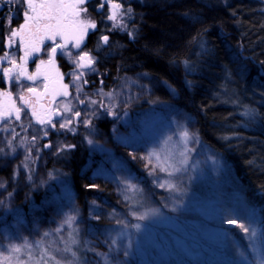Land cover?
Listing matches in <instances>:
<instances>
[{
	"label": "trees",
	"instance_id": "trees-1",
	"mask_svg": "<svg viewBox=\"0 0 264 264\" xmlns=\"http://www.w3.org/2000/svg\"><path fill=\"white\" fill-rule=\"evenodd\" d=\"M132 27L134 40L123 35L114 46L113 59L104 60L105 75L113 79V88L125 77H135L149 87L161 88L164 83L175 90L179 108L192 119L201 140L220 154L245 184L250 203L259 209L264 234V0H141L135 4ZM100 91L111 93L107 88ZM103 99L99 94L91 106ZM144 106L133 105L130 114ZM244 107L249 108L251 116L242 114ZM117 121L108 115L89 125H77L76 132L63 131L65 137L55 134L52 139L39 141L36 136L24 144H12L15 151L26 147L27 157L22 162L32 161L28 174L33 178L54 175L65 179L73 203L85 217L92 216L83 224L77 241L67 229L60 234L56 230L45 234L37 227L34 240L38 251L51 264L64 263L65 258L79 264H101L99 255L111 254L114 249L106 231L113 226L110 212L116 194L109 182L97 180L93 184L91 179L106 156L97 153L93 139L112 142L111 129ZM99 130L102 137L92 135ZM129 155L133 156L124 157L128 172L141 174L144 167L149 172V165L139 162L131 152ZM145 177L146 194L133 197V207L143 198L151 200L150 175ZM56 191L41 189L34 193L36 214L43 226L49 222V215L60 218L57 209L61 205L53 201ZM47 200L51 202L44 206ZM95 207L100 209L99 218L93 215ZM31 224L37 226L34 221ZM222 227L227 258L236 257L240 249L246 252L245 233L240 228ZM84 242L90 248L81 253L76 249ZM223 246L217 247L220 253ZM202 255L199 251L197 258L205 263ZM186 263L191 264L182 262Z\"/></svg>",
	"mask_w": 264,
	"mask_h": 264
},
{
	"label": "rangeland",
	"instance_id": "rangeland-1",
	"mask_svg": "<svg viewBox=\"0 0 264 264\" xmlns=\"http://www.w3.org/2000/svg\"><path fill=\"white\" fill-rule=\"evenodd\" d=\"M132 15L130 5L119 11L118 18L123 26L116 27V31L123 33L120 38L126 34L133 39ZM161 88L149 87L139 78L125 77L111 95L100 91L104 98L102 102L81 109L85 112L78 120L81 126L105 119L108 115L118 120L111 129L112 142L93 139L97 153L106 156L91 180L93 184L97 180L109 182L116 194L110 212L113 226L106 231L114 249L111 254L99 255L98 259L101 264H131L132 260H135L134 264H167L172 260V264H182L184 260L191 264H264V234L260 230L259 209L250 203L245 184L227 161L201 140L192 119L179 108L177 92L164 83H161ZM135 104L145 106L130 114V108ZM248 109L244 107L242 114L251 116ZM71 117L63 120L62 124L69 121L71 124ZM74 124V129L70 125L59 130L58 134L76 132ZM4 128L2 131L5 133L0 132V264H51L38 251L34 240L37 227L45 234L53 230L60 234L67 229L77 241L78 235L83 233V224L92 216L85 217L73 203V195L67 192L65 179L54 175L47 179L33 178L28 174L32 161L29 164L22 162L27 157L26 147L15 151L12 145L15 141L26 143L28 135L17 127ZM185 130L189 133L187 140L182 136ZM101 133L99 130L92 135L100 137ZM33 138L41 141L44 136L36 132ZM129 152L139 162L150 166L148 173L144 171L145 167L140 169L141 174L126 170L124 157L127 154L129 158L133 156ZM153 152L159 159L150 157ZM185 159L187 162L181 163ZM173 166L180 171L173 172ZM169 172L173 174L170 176ZM144 173L150 175L151 200L146 202L143 198L133 207L132 198L145 196L147 191ZM166 180L175 184L179 191L158 186ZM131 185H136L137 190H132ZM41 189L58 190L53 201L61 205L57 209L60 218L57 220L49 215L46 227L36 214L38 209L34 201V193ZM126 196L129 199H125ZM50 202L44 201L43 205ZM25 204L26 208L23 207ZM155 209L159 210L158 214H153ZM97 210L100 209L95 207L92 210L95 218L100 216ZM133 211L138 215L148 212V218L140 221L131 215ZM70 217L75 219L65 223ZM229 219H235L236 224L228 223ZM32 221L37 226L31 224ZM136 223L141 224V229L133 227ZM240 224L249 228L245 233L248 249L246 252L240 249L235 252L236 257L228 259L221 228L226 226L239 231ZM220 245H224L222 253L217 249ZM14 247H19L20 251L13 252ZM89 248L90 244L84 242L76 250L84 253ZM199 251L203 252L205 263L197 258ZM125 252L128 253L126 256ZM4 257L10 259L6 261ZM60 264L79 263L65 258V262Z\"/></svg>",
	"mask_w": 264,
	"mask_h": 264
},
{
	"label": "flooded vegetation",
	"instance_id": "flooded-vegetation-1",
	"mask_svg": "<svg viewBox=\"0 0 264 264\" xmlns=\"http://www.w3.org/2000/svg\"><path fill=\"white\" fill-rule=\"evenodd\" d=\"M140 1L87 0L86 4L82 5V7L87 8V13H82L81 19H90L97 24L95 30H89V34L85 38V43L82 45V50L89 52L95 60V63L91 66L92 69H95L94 71L90 70L88 67L76 69L75 65L71 63L66 56L62 57L60 55L59 49L54 58V63L40 65L41 60L46 62L49 60V56L46 54L48 46H54L52 41L45 39L41 45L42 50L29 56L26 63V70L29 75L37 72V65H40L41 74L35 81L26 79L21 80L19 83L22 84L23 87L18 88L15 82L9 83L7 77H3L2 75V70L12 65L0 59V103L6 102L3 93L10 92L16 106L22 108L19 120L13 117L0 122V132H2V134L5 133L2 131L4 127H17L22 133L24 131L29 139H34L33 135L35 137L36 132H40L44 136L42 140L46 141L47 139H52L55 134H58V131L62 129V121L66 118L72 116V122L71 124L68 123V126L72 125L74 122V125L77 126L78 120L85 114L81 109L83 107H91L92 99L97 100L100 93L99 90H105L106 88L111 92L114 90L113 79H108V75H105L106 68L104 60L106 58L113 59L114 46L117 42L121 41L120 35L123 33L116 31V27H113L114 22L108 19V16L111 15L112 12L111 5H121L119 11L130 5L134 13L135 4ZM101 4H103V7H101ZM23 10H27L26 4L23 5ZM23 23L24 17L20 0H0V58L7 53L9 58L15 59L17 64L24 63L21 60V57L24 55V48L20 42V38H14L15 43L11 47L8 45V37L11 31L13 29H18ZM103 36H108L109 39L107 44L103 42ZM128 39L134 40V36L133 39ZM60 42L62 41L58 36L55 43ZM98 44L100 45L99 48H97ZM65 51H72L73 58H75L77 52L80 50L73 49L72 43L70 42L68 49ZM81 72L83 75H81ZM75 76H80V79H74ZM45 85H47V88ZM64 85H67L66 89ZM28 87L35 88L36 93H27L26 90ZM77 89H79V92ZM65 91H67L68 95H63ZM20 93H24L31 99L37 113L41 118L45 119L46 122L44 124L38 123L36 117L31 115L32 109L23 105L18 99ZM81 101H83V103H81ZM65 105H67L71 111H65ZM76 113H79V115L77 116ZM49 119L51 123H48ZM52 124L55 125L54 128L51 126ZM71 127L73 128V125Z\"/></svg>",
	"mask_w": 264,
	"mask_h": 264
},
{
	"label": "snow or ice",
	"instance_id": "snow-or-ice-1",
	"mask_svg": "<svg viewBox=\"0 0 264 264\" xmlns=\"http://www.w3.org/2000/svg\"><path fill=\"white\" fill-rule=\"evenodd\" d=\"M86 2L87 0H20L24 23L20 25L18 29H13L11 31V34L8 37V45L11 47L15 43L14 38H20V42L24 48V55L21 57V60L24 63L17 64L15 59H10L8 54L5 53V55L0 59L9 62L12 66L2 70L3 77H7L9 83L15 82L18 88H22L23 85L19 83L21 80L26 79L29 81H35L39 77L41 74L40 65L54 63V58L58 49L60 50V55L62 57L66 56L68 60L75 65L76 69L88 67L90 70L94 71L95 69L91 68V66L95 63L94 58L89 54V52L82 50V45L85 43V38L89 34V30H95L97 28L95 21L90 19H81V14L87 13V8L82 7V5H85ZM24 4H26L27 10H23ZM101 7H103V4H101ZM111 7L112 12L111 15L108 16V19L114 22L113 27H122L123 25H121L120 19L118 18L121 5L112 4ZM58 36L61 38L62 42L55 43ZM45 39L54 43V46L49 45L47 49L46 54L49 56V60L47 62L41 60L40 65H37V72L29 75L26 70L27 58L42 50L41 45ZM108 39V36L102 37V40L105 44H107ZM70 42L72 43L73 49L80 50L77 52L75 58H73L72 51H65L68 49ZM99 47L100 45L98 44L97 48ZM81 75H83L82 72ZM74 79L79 80L80 76H75ZM45 87L47 88V85H45ZM64 88L66 89L67 85H64ZM26 91L30 94L36 93V89L32 87H28ZM77 91L79 92V89H77ZM3 95L6 98V102L0 103V122L6 121L7 119L13 117L16 120H19L22 108L16 106L15 101L12 100L10 92H5ZM63 95H68L67 91H65ZM108 95H111V93ZM18 99L23 105L32 109L31 115L36 117L38 123L44 124L46 122L45 119L41 118V116L37 113L34 105L31 102V99L28 96H26L24 93H20ZM81 103H83V101H81ZM65 111H71V109L65 105ZM113 114L118 115L116 113ZM76 115L78 116L79 113H76ZM48 123H51L50 119L48 120ZM68 123H70V121ZM51 126L53 128L55 127L54 124ZM67 126L68 124H61V128ZM182 136L185 138V140H187L189 138L188 131L185 130L182 133ZM89 142L91 143V141ZM151 156H157V159H159L157 153L155 152L151 153L150 157ZM186 162L187 160L185 159L181 163ZM161 170L165 172L168 171L167 168H161ZM179 171L180 168L173 166V172ZM153 172H155V169H153ZM173 172H169V175L171 176ZM158 186L160 188L167 187L168 189H175L176 191H179L175 184L168 183L167 180ZM130 188L132 190H137L136 185H131ZM125 199H129V197L126 196ZM152 212L153 214H158L159 210L155 209L152 210ZM131 215L140 221H144L148 218L149 213L145 212L144 214L138 215L135 211H133ZM73 219L75 218L70 217L67 221H65V223H70ZM228 223L236 224V220L229 219ZM133 227L139 230L142 226L140 223H136L133 225ZM238 227L244 233L249 232V228L243 224H240ZM254 234L255 233H253V235ZM113 243H115V241H113ZM12 250L13 252L18 253L20 248L14 247ZM127 254V252L124 253L125 256ZM9 259V257H4V260L6 261Z\"/></svg>",
	"mask_w": 264,
	"mask_h": 264
}]
</instances>
